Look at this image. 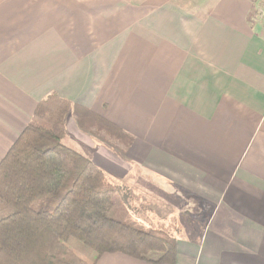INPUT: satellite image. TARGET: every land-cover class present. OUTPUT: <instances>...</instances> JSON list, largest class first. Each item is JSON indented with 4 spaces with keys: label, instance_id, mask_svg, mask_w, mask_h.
Returning <instances> with one entry per match:
<instances>
[{
    "label": "crops",
    "instance_id": "1",
    "mask_svg": "<svg viewBox=\"0 0 264 264\" xmlns=\"http://www.w3.org/2000/svg\"><path fill=\"white\" fill-rule=\"evenodd\" d=\"M50 95L132 137L90 159L176 240L95 264H264V0H0V161Z\"/></svg>",
    "mask_w": 264,
    "mask_h": 264
},
{
    "label": "trees",
    "instance_id": "2",
    "mask_svg": "<svg viewBox=\"0 0 264 264\" xmlns=\"http://www.w3.org/2000/svg\"><path fill=\"white\" fill-rule=\"evenodd\" d=\"M69 114L115 142L127 146L132 140L85 107L52 95L42 99L0 161V264H95L104 253L174 261L176 240L169 230L118 218V186L91 159L62 143ZM72 243L89 248L92 259Z\"/></svg>",
    "mask_w": 264,
    "mask_h": 264
},
{
    "label": "rangeland",
    "instance_id": "3",
    "mask_svg": "<svg viewBox=\"0 0 264 264\" xmlns=\"http://www.w3.org/2000/svg\"><path fill=\"white\" fill-rule=\"evenodd\" d=\"M73 125L75 126L70 128L72 131L68 129L67 132L65 128L66 133L62 143L77 150L89 159L93 156L97 162L105 161L110 153H115L116 149L121 151L125 146L121 142H115L112 140L104 131H98L94 128H83L78 125L77 122ZM93 163L103 171L102 167L97 165L95 162ZM103 173L105 177L108 178V175L104 171ZM130 176L131 179L134 178L133 175ZM125 181L126 180H122L121 183H118L117 178L113 180L110 179V182H112L111 184L118 186L119 188V194H117L115 198V215L127 222H135L137 227L141 226V228L145 227V229L162 225L159 223L153 224L150 219V212L152 213L153 209H156L158 213L163 215V213L167 210L166 206L160 203L159 205L154 206L149 196L146 198L144 195H142V198H145L146 200L140 201V196L135 195L133 189L129 188V186L132 188H135L136 186L133 185V182H131L128 186ZM137 191H139V188ZM172 226H175V224ZM72 245L75 246L73 243ZM75 250L79 254L84 255L87 260H91L94 256V253L90 251L89 248L83 246L82 248L75 246ZM79 250H81L82 253Z\"/></svg>",
    "mask_w": 264,
    "mask_h": 264
}]
</instances>
